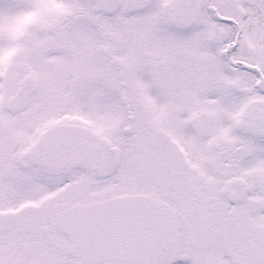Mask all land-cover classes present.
I'll return each mask as SVG.
<instances>
[{
    "label": "snow or ice",
    "instance_id": "6c2138e0",
    "mask_svg": "<svg viewBox=\"0 0 264 264\" xmlns=\"http://www.w3.org/2000/svg\"><path fill=\"white\" fill-rule=\"evenodd\" d=\"M0 264H264V0H0Z\"/></svg>",
    "mask_w": 264,
    "mask_h": 264
}]
</instances>
